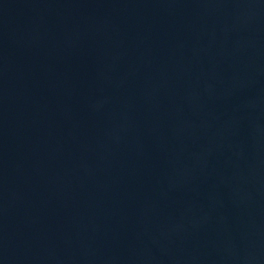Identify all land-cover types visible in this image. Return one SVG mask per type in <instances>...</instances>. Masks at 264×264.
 <instances>
[{
	"label": "water",
	"instance_id": "95a60500",
	"mask_svg": "<svg viewBox=\"0 0 264 264\" xmlns=\"http://www.w3.org/2000/svg\"><path fill=\"white\" fill-rule=\"evenodd\" d=\"M0 264H264V0H0Z\"/></svg>",
	"mask_w": 264,
	"mask_h": 264
}]
</instances>
